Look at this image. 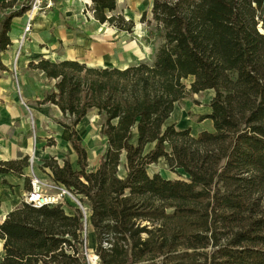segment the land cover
<instances>
[{
    "label": "trees",
    "instance_id": "obj_1",
    "mask_svg": "<svg viewBox=\"0 0 264 264\" xmlns=\"http://www.w3.org/2000/svg\"><path fill=\"white\" fill-rule=\"evenodd\" d=\"M33 2H0V69L13 21ZM92 11L102 25L134 31L117 0H92ZM140 22L160 41L152 63L29 64L55 81L42 104L62 112L79 169L55 156L45 167L89 207L99 264H264V0H153ZM207 91L211 112L197 120L213 132L168 125L177 104ZM93 110L107 149L91 171L77 127ZM161 159L189 180L150 176ZM27 166L0 162V175ZM69 209L22 201L0 224V264H87L84 214Z\"/></svg>",
    "mask_w": 264,
    "mask_h": 264
},
{
    "label": "crops",
    "instance_id": "obj_2",
    "mask_svg": "<svg viewBox=\"0 0 264 264\" xmlns=\"http://www.w3.org/2000/svg\"><path fill=\"white\" fill-rule=\"evenodd\" d=\"M5 1L9 0H0V2ZM73 2L76 5L71 10L66 9L64 1H58L44 14H38L34 20L32 32L26 36L23 45L21 43L28 18L27 15L16 18L10 32L12 44L1 55L4 69H0V162H18L25 158L29 160L32 155H35L37 159L35 172L42 179H46L48 176L52 177L51 170L44 166L50 156L55 155L54 152H56V156L60 157L61 155L58 154L60 151L71 147L69 146L70 132L58 123L59 121L66 122L60 109L51 104H42L46 94L54 88L55 81L49 80L44 73L38 70L29 69V64L38 63L42 59L53 63L69 60L81 62L92 68H108L110 66L105 61L109 60L116 50H119V47H108L102 44L100 35L107 29L105 27L107 24L98 23L94 16L97 28L91 32L92 40L83 39L85 35L81 30L87 25L83 24L79 15L85 6L92 4V0H75ZM118 8L119 0H117V10ZM126 14V20L136 22L139 26L137 19L135 21L131 14ZM107 26L109 27V25ZM73 29H80V31ZM121 33L124 34V32ZM74 44L79 46L83 44L88 49L87 52L78 54L82 59L75 56L76 52L72 48ZM128 66L130 65L110 68L123 69ZM207 92L212 93L211 102L214 92ZM210 102L207 104L209 105ZM210 112V108L206 113L198 111L195 113L196 118L198 115ZM207 121L210 120L200 123ZM83 123L84 120L77 127L80 141V128ZM173 124L176 125V123ZM176 126L180 130L191 129V127ZM191 131L193 133L194 130L191 129ZM204 131H214L212 121L207 129L198 131L194 136L196 137ZM51 139L55 140L56 147L47 145L48 140ZM100 162L101 158L95 161L91 167L92 170H96ZM29 177L28 166L23 169L22 173L11 172L0 175V224L10 212L21 205L27 192L26 184ZM89 244L95 251L97 243L93 227L92 239ZM3 248L4 241L0 239L1 257Z\"/></svg>",
    "mask_w": 264,
    "mask_h": 264
},
{
    "label": "rangeland",
    "instance_id": "obj_3",
    "mask_svg": "<svg viewBox=\"0 0 264 264\" xmlns=\"http://www.w3.org/2000/svg\"><path fill=\"white\" fill-rule=\"evenodd\" d=\"M58 1H64V5L68 10L73 9L74 5H76L75 2H68L67 0H54V4L51 7L43 5L44 11L40 13L44 14L45 11L53 8L55 6V3ZM152 2L153 0H119V8L117 10V14L123 15L124 17H127L126 13L131 14V17H133L135 21L137 19L139 26L135 22L134 31L131 34H123L119 30L105 25L107 29L104 32H101L100 35L102 44L108 47H119V50H116V53L114 55H111V58L109 60L105 61L107 65H109L110 67H124L126 65H134L141 62H153L160 41L158 39H149L148 41L147 28L140 22L141 16L144 12H148L149 17L151 16ZM84 8L85 9L83 10V12H80L81 14L79 15V18L84 22L83 24L87 25L86 27H82L83 29L81 30L82 33H84V35L86 36H84L83 39L92 40L91 37L93 35L91 34V32L94 28H97V23L93 19L94 15L92 11V4L90 6H85ZM73 30L80 31V29ZM83 44L81 46H79L78 44H74L72 46L73 50L76 52V57H79L81 54H83V52L88 51V49L84 47ZM79 58L82 59V57ZM186 83L189 84V81H186ZM211 94L212 93L210 92H205L200 95H195L194 98L186 99L177 104L175 107V111L168 122V125L176 123V125H181V128L191 127V129L194 130L192 133L193 136L196 135L198 131L207 129L209 127L210 121L200 123L197 120L195 113L198 111L201 113H206V111H208L209 105L207 103L210 102ZM195 100H197L200 104L196 105L194 102ZM102 124L103 120L100 116H98L97 111L93 110L84 119V123L80 128L81 141L87 151L90 166L89 170L91 171H93V168L91 167L95 164V161L101 158L107 149V140L101 134ZM136 140L137 139L135 138L133 142L136 143ZM47 145L49 147H56V142L55 140L51 139L48 140ZM54 153L55 155H51L50 158L55 156L60 165H63L64 161L69 160L75 170L79 169L76 163V155L71 147L69 149L60 151L58 153L61 155L60 157L56 156V152ZM148 173L150 176L159 174L164 179L168 180H189V177L183 170L171 171L165 159H161L158 163L150 166ZM120 175L125 176V170L123 166L120 168ZM70 206L73 208L80 207L76 201H72L66 206V210L68 212L70 211ZM88 213L89 212H87V214ZM85 231L87 236V249L85 250V254L87 262L91 264L93 263V261L90 260L91 258L89 259L88 254L96 255V253L89 244L92 239V226L90 221H88ZM1 258L2 257L0 255V260Z\"/></svg>",
    "mask_w": 264,
    "mask_h": 264
},
{
    "label": "built area",
    "instance_id": "obj_4",
    "mask_svg": "<svg viewBox=\"0 0 264 264\" xmlns=\"http://www.w3.org/2000/svg\"><path fill=\"white\" fill-rule=\"evenodd\" d=\"M75 1V0H68ZM54 4V0H47L46 6L51 7ZM44 0H34L32 4V9L27 14V24L24 28V37L22 39L23 42L27 36V34L32 32L34 20L38 16V14L44 11ZM37 159L35 155H32L28 160V167L30 169V185L31 190L26 192L23 201L27 204H32L36 208H41L44 206H63L66 209L68 203L72 201H76L79 204V208L82 210L84 214V228H86L88 221H90V209L87 205H83L77 199V196L66 186L61 183L55 182L52 177L48 176L46 179H42L36 175ZM45 166V165H44ZM46 168V167H45ZM87 212H89V217ZM84 249H87V236L86 231H84ZM86 255V254H85ZM89 256V254H88ZM97 260L91 264H99V257ZM90 259V257H89ZM91 260V259H90ZM87 264H90L87 262Z\"/></svg>",
    "mask_w": 264,
    "mask_h": 264
},
{
    "label": "bare ground",
    "instance_id": "obj_5",
    "mask_svg": "<svg viewBox=\"0 0 264 264\" xmlns=\"http://www.w3.org/2000/svg\"><path fill=\"white\" fill-rule=\"evenodd\" d=\"M91 256H93V257H91ZM89 257L91 258V260H92L93 262H95V261L97 260V257H96L95 255H89Z\"/></svg>",
    "mask_w": 264,
    "mask_h": 264
}]
</instances>
